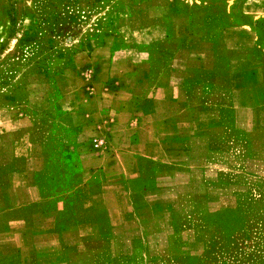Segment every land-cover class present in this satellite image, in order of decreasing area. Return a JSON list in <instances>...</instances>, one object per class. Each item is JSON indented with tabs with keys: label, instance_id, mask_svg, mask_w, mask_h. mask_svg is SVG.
I'll return each mask as SVG.
<instances>
[{
	"label": "crops",
	"instance_id": "0c3cea01",
	"mask_svg": "<svg viewBox=\"0 0 264 264\" xmlns=\"http://www.w3.org/2000/svg\"><path fill=\"white\" fill-rule=\"evenodd\" d=\"M223 1L225 25L195 0L211 7L198 28L169 7L119 57L94 50L80 80L101 107L82 113L104 146H80L76 186L62 174L49 189V142L26 115L0 121V264H74L128 219L167 241L187 193L210 216L257 194L263 216L264 0Z\"/></svg>",
	"mask_w": 264,
	"mask_h": 264
},
{
	"label": "rangeland",
	"instance_id": "374dc122",
	"mask_svg": "<svg viewBox=\"0 0 264 264\" xmlns=\"http://www.w3.org/2000/svg\"><path fill=\"white\" fill-rule=\"evenodd\" d=\"M216 1L214 20L225 25V2ZM169 7L190 10L191 29L211 9L195 0H0V121L26 115L31 136L48 140L49 189L62 174L76 186L80 146L103 139L91 136L93 121L82 113L101 107L96 99L84 103L80 80L93 57L101 56H93L94 50L106 46L112 57H119L120 44L146 32L140 29ZM66 93L75 97L72 104L61 101ZM182 196L167 241L146 239L158 227L130 219L113 231L104 224L99 241L74 264H264V214L259 215L257 194L240 195L238 207L219 216L202 210L201 198Z\"/></svg>",
	"mask_w": 264,
	"mask_h": 264
},
{
	"label": "built area",
	"instance_id": "2783aa9c",
	"mask_svg": "<svg viewBox=\"0 0 264 264\" xmlns=\"http://www.w3.org/2000/svg\"><path fill=\"white\" fill-rule=\"evenodd\" d=\"M92 146L95 149H101L104 146L103 139L93 138V140H92Z\"/></svg>",
	"mask_w": 264,
	"mask_h": 264
}]
</instances>
